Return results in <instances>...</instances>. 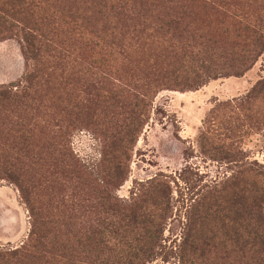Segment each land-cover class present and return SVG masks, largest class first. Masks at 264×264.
Instances as JSON below:
<instances>
[{
  "label": "rangeland",
  "instance_id": "1",
  "mask_svg": "<svg viewBox=\"0 0 264 264\" xmlns=\"http://www.w3.org/2000/svg\"><path fill=\"white\" fill-rule=\"evenodd\" d=\"M229 2L0 0V95L6 89L12 96L0 102V264H10L3 254L21 248L30 234L19 184L35 188L45 215L80 217L95 229L99 219H116L97 189L118 208L131 207L160 176L171 185L172 214L147 205L162 218L157 256L149 264H247L233 243L220 244L217 221L195 232L191 223L215 191L248 195L255 190L251 170L264 177V95H253L264 81V0ZM244 25L262 36L251 68L187 87L183 75L207 60L204 53L220 59L232 54L235 43H255V36L244 37ZM115 28L121 33L116 39L110 36ZM28 29L42 45L40 62L29 61V68L42 70L30 86L19 83L28 72ZM206 29L208 41L194 43L197 30ZM107 44L114 52L111 70ZM189 46L198 56L187 62L181 57ZM203 72L188 82L207 79ZM156 73L169 79L151 97L144 133L129 144L133 96L138 85L152 86ZM118 94L125 99L113 98ZM205 129L216 153L201 150Z\"/></svg>",
  "mask_w": 264,
  "mask_h": 264
},
{
  "label": "trees",
  "instance_id": "2",
  "mask_svg": "<svg viewBox=\"0 0 264 264\" xmlns=\"http://www.w3.org/2000/svg\"><path fill=\"white\" fill-rule=\"evenodd\" d=\"M195 2L206 1L217 2L219 0H194ZM220 3L227 7L231 6L229 0H220ZM178 12L173 10V15ZM224 14V13H223ZM175 24V22H174ZM179 24V23H177ZM174 31L180 29V26H173ZM244 37L255 36V43L234 44L240 48L238 52L233 48L231 55L225 58H214L212 52H206L207 60L197 67H188L183 78L186 79L187 87H203L211 80L222 77H239L245 71H248L255 60V51L262 47V36L258 39V33L252 30L248 25L242 27ZM111 32L112 38L121 35L114 29ZM198 35L192 38L196 44L207 42L209 35L206 30H197ZM23 37L24 54L28 62V72L19 81L20 84L28 86L33 84L37 74L42 70L34 64L29 68V61L40 62L41 42L33 30H27ZM226 32L220 37L224 36ZM229 40V36L226 39ZM224 41L220 40V43ZM115 46L111 42V46ZM109 47L105 62L107 68L113 69L115 62L109 55L114 52ZM185 49V54L181 59L192 61L189 55H196L191 49ZM201 61V60H200ZM158 62V60H157ZM203 70L207 79H198L189 81V77L196 71ZM157 74V79L152 81V86L148 84L138 85V91L133 96L131 110L133 115V125L129 132L131 140L129 144H136L144 133L146 126L150 122L151 97L158 90L157 88L165 85L168 76ZM160 76V78H158ZM166 76V77H165ZM140 81H142L140 79ZM170 81V80H168ZM193 85V86H192ZM13 86V85H9ZM7 88V87H5ZM264 95V81L261 82L253 91V95ZM253 95L250 99L253 98ZM10 92L4 90L0 95V102L11 99ZM113 98H123L124 94H118ZM214 119V118H213ZM200 147L204 154H207V147L211 151H217L214 142L211 139L208 129L202 132L199 138ZM262 173L251 170L249 177L252 179L253 193L241 196L239 191L233 189L230 196L225 192L218 190L204 200L207 208L201 203L194 205V212H198L199 207L204 212L201 215L192 216V232L204 222L217 221V230L223 231L220 244L225 247L228 242L233 243L235 253L238 257L245 256L247 264H264V177ZM237 184V183H235ZM23 200L31 215V229L28 241L21 248H17L11 253H4L3 256L10 258V264H149L157 256L155 248L158 245L162 231V218L157 216L153 211L147 208L150 203L156 209L159 206H165L171 210V185L167 182L166 177L160 176L153 178L148 184L147 192L138 197L137 204L131 207H120L114 203L113 199L107 196L104 199L103 192L97 189L99 198L102 199V206L108 211L116 213V219L109 222L107 220H98L97 228H92L87 220L80 217H69L67 219H55L45 215L41 204L37 199L35 188L25 184L18 185ZM225 199L231 203L230 208H224L222 204ZM233 214H229L231 210ZM2 255V253H0Z\"/></svg>",
  "mask_w": 264,
  "mask_h": 264
}]
</instances>
